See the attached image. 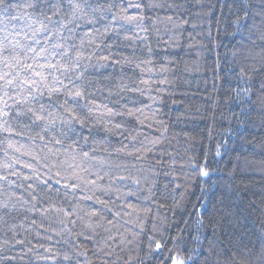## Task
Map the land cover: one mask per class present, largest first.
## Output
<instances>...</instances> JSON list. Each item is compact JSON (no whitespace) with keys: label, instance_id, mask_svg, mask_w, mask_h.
Here are the masks:
<instances>
[{"label":"trees","instance_id":"1","mask_svg":"<svg viewBox=\"0 0 264 264\" xmlns=\"http://www.w3.org/2000/svg\"><path fill=\"white\" fill-rule=\"evenodd\" d=\"M94 2L113 7L105 19L96 14L100 32L86 26L96 42L84 46L85 55L95 53L83 62L87 90L94 93L89 99L134 115L104 116L91 132L82 130L88 139L80 140L75 160L68 141L49 145L56 153L49 154L50 137L43 133L41 140L37 125L12 121L22 135L0 131V175L13 182L0 181V203L14 205L0 219V264H171L176 255L187 264H231L230 251L239 261L245 245L259 248L264 229V22L256 15L264 3L250 0L243 8L244 0ZM244 12L248 18L236 31L232 21ZM105 28L108 34L101 35ZM109 52L120 63L97 60ZM157 138L161 142L153 145ZM65 160L77 165L85 181L75 195L62 188V177L73 173ZM25 164L41 179L51 176L48 185L24 180L34 175ZM65 254L72 260H64ZM251 260L264 264L258 254Z\"/></svg>","mask_w":264,"mask_h":264},{"label":"snow or ice","instance_id":"2","mask_svg":"<svg viewBox=\"0 0 264 264\" xmlns=\"http://www.w3.org/2000/svg\"><path fill=\"white\" fill-rule=\"evenodd\" d=\"M261 2L264 3V0ZM249 6L250 0H244L242 7L248 8ZM112 7L113 5L109 4L106 8L105 5L97 4L94 0H21L20 3L16 4L11 3L10 0H0V131L10 136L22 135L21 132L13 130L12 121H19L24 128L37 125L41 129L40 132H37V136L41 140H44L43 133H47L50 137L45 141V147H48L49 154H56L49 145L64 146L65 142L68 141L66 148L72 150L71 158L75 160L77 149L80 148V140L83 139L86 144L88 139L81 136L82 130L87 128L91 132L92 128H95L104 116L134 115L132 109H128L125 113L114 111L107 104L96 103L89 99L94 93L87 90V83H90L85 76L88 64L83 62L88 61L90 63L95 53L85 55L84 46L85 42L88 44H95L96 42L92 39V31L87 30L86 26H93L94 31L100 32V29L94 27L98 22L96 14H100L99 19H105L103 13L111 11ZM135 7H140V5H135ZM256 15L260 16L264 22V9L257 12ZM247 18L248 13L244 12L243 15L237 16L232 21L236 31H239L241 22ZM116 19L117 14L113 13L112 20L115 21ZM127 19L133 18L128 17ZM108 32L109 29L105 28L101 35H107ZM232 35H235V31ZM78 37L79 44L76 43ZM85 37H88L87 41H85ZM260 40L264 41V32L261 33ZM96 58L98 61L120 63V61L113 59L111 52ZM261 59L264 60V57ZM136 67L139 68V65ZM252 70L258 71L255 67ZM56 73H60V75H56ZM71 73L75 74L74 78L70 75ZM242 75L248 79L251 78L243 70ZM61 76L64 79H61ZM65 80L68 82L65 83ZM76 81H80V83ZM141 83H145V81H141ZM260 87L264 89V83H261ZM121 90L123 91V88ZM128 90L138 91L137 89ZM243 91L250 99L251 89L245 88ZM140 94L143 95V92ZM109 95H119V93L109 91ZM45 97L48 103L42 102ZM61 97H64L62 101ZM70 101L75 103H70ZM260 102L264 103V97H261ZM85 109L86 111H84ZM58 123L61 126L59 129H57ZM120 127V124L116 125V128ZM105 130L111 131L107 128ZM165 132H167V128L163 129L161 137ZM160 142V138L151 141L153 145ZM118 151H123V149ZM80 154L89 158L87 151L80 150ZM32 158L36 159L35 156ZM63 163L72 168L73 173L71 176L62 177L66 181L62 184V188L70 190L74 195L82 192L84 189L81 187V183H85V181L75 171L77 165L69 163L67 160ZM24 167L30 168L34 173L33 176H24V180L34 179L48 185L49 180L52 179L51 176L47 179H41V175L36 174L37 169L31 168L27 164ZM201 171L202 175L208 176L207 171ZM11 175H19V173L11 172ZM55 175L59 177L60 173L56 172ZM117 178L120 180L127 179L124 176ZM0 181L9 186L13 183L9 180L8 174L0 175ZM56 183L61 184V179H57ZM87 183L95 185V181ZM28 187L32 188L33 185L29 184ZM132 194L129 193V195ZM64 195L67 196L68 192H65ZM32 198L35 199V196ZM81 198L93 200L92 196ZM94 202L104 204V201L99 199ZM13 208L14 205L10 206L8 202L0 203V219L9 215ZM91 215L95 216L96 213L93 212ZM4 222L7 223V221ZM87 227L94 231L91 224ZM7 243L6 240L5 244ZM161 247L159 242L154 245L155 250H159ZM244 250L246 255L242 256L239 261L236 260L238 253L229 252L231 264H252L251 257L257 254L264 260V229L261 231L259 248H249L245 245ZM100 251L103 252L105 249L101 248ZM77 255H84V253ZM4 258L13 259L11 256ZM63 259L71 261L72 256L65 254ZM171 264H187V261L176 255L171 258Z\"/></svg>","mask_w":264,"mask_h":264}]
</instances>
